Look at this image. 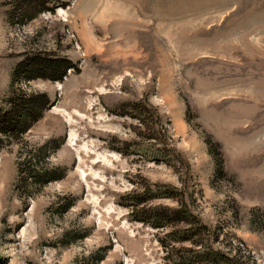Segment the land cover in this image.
Masks as SVG:
<instances>
[{
    "label": "rangeland",
    "instance_id": "obj_1",
    "mask_svg": "<svg viewBox=\"0 0 264 264\" xmlns=\"http://www.w3.org/2000/svg\"><path fill=\"white\" fill-rule=\"evenodd\" d=\"M12 1L0 0V107L28 55L76 68L12 84L49 104L23 140L0 136L1 261L264 264V0H48L22 26ZM139 100L144 124L120 115ZM50 139L48 165L65 174L29 195L16 162ZM148 206L193 218L135 220Z\"/></svg>",
    "mask_w": 264,
    "mask_h": 264
},
{
    "label": "trees",
    "instance_id": "obj_2",
    "mask_svg": "<svg viewBox=\"0 0 264 264\" xmlns=\"http://www.w3.org/2000/svg\"><path fill=\"white\" fill-rule=\"evenodd\" d=\"M15 6L8 11V20L10 23H16V16H20V20L17 23L22 26L28 20L35 18L37 13L49 10L47 2L48 0H17L12 1ZM19 8V9H18ZM29 57H25L24 61L18 62L13 68L11 74V89L7 97H4V106L0 107V136H14L17 140L22 139L23 136L14 134L19 131V134L24 133L30 128V126L42 117L44 110L49 104L48 96L44 92L40 93H27L20 87L12 85L20 77H24L29 80L30 78L42 77L47 80H61L68 72L69 69H75V63L64 56H55L52 53L35 52ZM32 60L31 63H38L42 65L37 68H30L29 72L26 71L24 66L28 60ZM148 104L145 100H139L137 102H128L124 104L125 111L120 115H129L137 119L140 124L146 122L144 114L146 113L145 107ZM2 137H0V147L3 145ZM26 145L25 143H23ZM58 144L54 139L46 140L37 147H29L25 153H20L18 157L17 167L19 180L24 183V188L29 191V195L38 190L42 185L61 178L66 169L52 164L48 165L49 155L55 151ZM159 188L153 192L150 188L146 187L145 193L141 195V198L133 203V207L137 209L142 203H146L147 200H151L160 194ZM171 190L166 193L167 197H174L176 189L172 186ZM143 216H136L135 220L149 223L153 227H162L167 225L168 222L174 221H186L189 222L193 218L189 211L185 210L183 213L178 208L148 206ZM141 209H144L142 207ZM133 213V211H131ZM176 238V237H175ZM177 241L184 240L181 237L176 238ZM213 260L218 261L220 257L213 256ZM0 264H4L0 259Z\"/></svg>",
    "mask_w": 264,
    "mask_h": 264
}]
</instances>
